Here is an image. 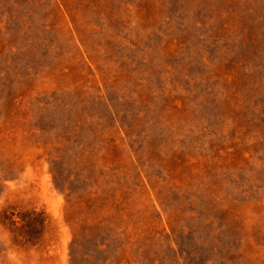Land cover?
I'll list each match as a JSON object with an SVG mask.
<instances>
[{
  "label": "rangeland",
  "instance_id": "obj_1",
  "mask_svg": "<svg viewBox=\"0 0 264 264\" xmlns=\"http://www.w3.org/2000/svg\"><path fill=\"white\" fill-rule=\"evenodd\" d=\"M0 264H264V0H0Z\"/></svg>",
  "mask_w": 264,
  "mask_h": 264
}]
</instances>
